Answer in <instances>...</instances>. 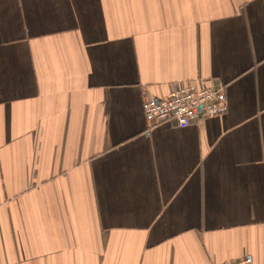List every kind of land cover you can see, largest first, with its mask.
Segmentation results:
<instances>
[{"label":"crops","instance_id":"0c3cea01","mask_svg":"<svg viewBox=\"0 0 264 264\" xmlns=\"http://www.w3.org/2000/svg\"><path fill=\"white\" fill-rule=\"evenodd\" d=\"M227 109L149 128L185 83ZM264 264V0H0V264Z\"/></svg>","mask_w":264,"mask_h":264},{"label":"built area","instance_id":"2783aa9c","mask_svg":"<svg viewBox=\"0 0 264 264\" xmlns=\"http://www.w3.org/2000/svg\"><path fill=\"white\" fill-rule=\"evenodd\" d=\"M227 109L223 86H199L188 82L163 99L146 100L142 111L149 128L172 123L180 129L189 127L198 118L217 117ZM231 264H253L246 255Z\"/></svg>","mask_w":264,"mask_h":264}]
</instances>
